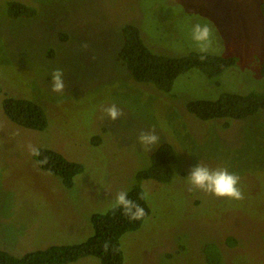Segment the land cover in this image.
<instances>
[{
  "label": "rangeland",
  "instance_id": "rangeland-1",
  "mask_svg": "<svg viewBox=\"0 0 264 264\" xmlns=\"http://www.w3.org/2000/svg\"><path fill=\"white\" fill-rule=\"evenodd\" d=\"M10 1L34 8L36 16L11 19ZM263 1L0 0L2 93L33 100L48 115L45 130L23 129L4 115L0 96V250L22 257L86 241L91 216L114 207L117 194L129 192L136 173L168 142L177 152L173 179L141 183L150 215L121 238L123 264H208L209 252H219V264H264V110L224 127V120L200 121L185 109L189 100L262 89ZM126 23L168 56L201 52L192 29L206 25L207 53L234 55L237 63L212 79L191 70L171 93H160L132 81L108 56ZM57 69L63 92L52 91ZM112 104L123 113L115 121L104 111ZM152 130L158 142L140 143V132ZM29 145L82 164L73 187L39 169ZM199 162L238 175L243 199L189 191L187 177ZM229 237L236 240L231 247ZM70 264L101 262L86 257Z\"/></svg>",
  "mask_w": 264,
  "mask_h": 264
},
{
  "label": "trees",
  "instance_id": "trees-1",
  "mask_svg": "<svg viewBox=\"0 0 264 264\" xmlns=\"http://www.w3.org/2000/svg\"><path fill=\"white\" fill-rule=\"evenodd\" d=\"M7 10L11 19H30L37 14L34 8L14 1L7 4ZM260 10L264 18V1ZM117 35L118 40L111 54H107L113 63L124 69L135 83L151 86L163 94L172 92L175 80L182 74L198 70L208 79H212L235 66L238 60L234 55L222 56L207 52H191L183 56L158 53L148 47L140 28L133 23L122 25ZM60 37L62 40L68 39L63 32ZM259 73L263 79L260 91L254 90L244 94L223 92L213 100H189L185 104L186 111L200 121L224 120V127H227L230 121L246 120L256 115L264 110V62ZM0 96L2 111L13 124L32 131L45 130L48 115L40 104L24 97L7 96L2 93L1 88ZM39 150L41 156H34L39 169L60 178L66 188H72L74 178L84 170L83 165L68 160L54 149ZM176 153L171 143L163 142L152 153L149 165L136 173L135 184L128 194L129 198L144 208L143 218L130 221L123 215L122 209L112 207L105 213H95L91 216L92 235L86 241L72 245H53L29 252L22 257L0 250V264H70L86 257L97 258L101 264H123L121 238L127 233L137 231L150 215L146 198H140L141 193H145L141 183L145 180L161 184L171 182L177 163ZM45 157L46 163H38ZM225 244L231 247L236 244V240L229 237ZM207 259L208 264H219V252H209Z\"/></svg>",
  "mask_w": 264,
  "mask_h": 264
},
{
  "label": "clouds",
  "instance_id": "clouds-1",
  "mask_svg": "<svg viewBox=\"0 0 264 264\" xmlns=\"http://www.w3.org/2000/svg\"><path fill=\"white\" fill-rule=\"evenodd\" d=\"M192 39L197 42L199 50L202 53L207 52L211 46L210 29L206 25H194L192 29ZM203 58L204 57L202 56L201 59ZM63 76L64 74L60 69H57L52 73L53 92H63L65 88ZM104 111L111 121L117 120L123 114L115 104L105 108ZM158 139L159 138L154 130L148 132L141 131L138 136L140 143L145 146L156 144ZM28 147L31 155L36 157L41 156V152L38 148L31 145ZM46 162V157L43 160L38 161V163L41 164ZM187 178L189 191L196 189L204 193L212 194L216 197H228L236 200L243 199V193L238 187L240 177L234 173H230L227 168L210 169L199 162L190 170V174ZM146 195V192L141 193L140 198L145 199ZM114 207L122 209L123 215H125L130 221L139 220L145 216L144 208L129 198L128 192L125 191H121L117 194Z\"/></svg>",
  "mask_w": 264,
  "mask_h": 264
}]
</instances>
